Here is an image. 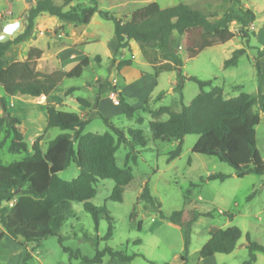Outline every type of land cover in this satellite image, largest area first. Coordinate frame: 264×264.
<instances>
[{
	"label": "rangeland",
	"instance_id": "1",
	"mask_svg": "<svg viewBox=\"0 0 264 264\" xmlns=\"http://www.w3.org/2000/svg\"><path fill=\"white\" fill-rule=\"evenodd\" d=\"M23 0H0V31L7 22L21 20V28L10 39H14L26 27V11L30 6ZM61 5L64 0H53ZM99 11L107 12L117 19L127 21L132 12L144 7L148 3L156 2L161 9L177 5H186L217 20L224 15H237L240 9H249L255 15V21L249 26L248 44L237 36L238 25L235 21L229 23V29L236 34L231 41L218 46L207 48L195 58L189 60L182 67V73L187 76L181 91L175 90L176 75L173 71L161 70L157 67L161 62H150L137 46V53L124 51L126 60L131 66L122 76L113 68L112 57L117 45L114 36V25L99 17L96 13L87 25L71 24L41 14L37 17L36 30L32 29L27 40L11 47L4 56V63L12 60L15 51H19L15 61L23 60L24 51L33 46L50 54L59 50V63L52 65L50 70H70L80 60L87 58L89 64L83 69L80 77L64 79L51 93L54 104H58L62 111L83 114L89 119L84 133L103 134L109 131L99 115L108 118L117 128L122 129L127 138L128 130L140 129L147 143L145 148L135 147V162L128 166L132 170L133 180L124 188L121 202L109 199L114 182L99 180L96 184V195L89 201L91 205L102 209L110 218L112 235L106 239L108 221L104 214L99 215L96 228L91 215L83 210V204L72 203L74 216L67 219L60 227L59 234L63 238L62 244L56 237H49L41 241L38 248L32 244L19 240V244L28 246L31 252L29 264H96L86 263L80 259L70 258L63 248L78 252L81 256L91 259L97 251L106 247L122 251L131 256L129 262L104 257L99 264H203L198 252L209 240L210 234L218 229L236 227L241 232L235 249L228 255L215 254L213 260L206 264H242L248 258L246 250L247 238L264 247V177L250 174L241 179L235 176L233 168L220 162L212 156L192 153V148L198 138L197 135H187L183 138L180 155L168 161L170 154L176 149L178 141H161L152 138L148 123L152 120L147 112L141 110L134 117L127 118L121 112H114L111 108L95 110L98 102L97 83L103 84L108 80H115L118 89L134 108L144 106L151 110L169 107L173 112H180L182 106H187L200 92L198 86L188 80L195 77L203 81H211L213 87L223 90L226 99L238 96L240 93L257 94L261 88L264 94V82L261 87L254 68V58L257 49L264 46V0H96ZM81 3L85 6L89 0H76L68 7ZM35 28V24H34ZM26 38V39H27ZM175 47L180 48L182 40L176 35ZM80 40L75 49L72 45ZM84 43V44H83ZM49 46V48H47ZM238 48H245L246 54L241 57L235 67L224 68L223 63L229 59L232 52ZM75 55L69 57V53ZM119 59V56L115 57ZM160 60V59H159ZM264 73V57L260 60ZM41 71L48 69L47 65L39 66ZM96 78V80H95ZM74 87V92L65 96L67 89ZM210 90L209 87L205 89ZM109 92V91H107ZM105 92L99 100L106 96ZM111 92V91H110ZM0 97L6 104H12L13 110L19 113L24 128V140L30 144L37 133L44 135L41 150L45 152L50 141L62 133L52 128L44 133L46 127L45 108L40 105L26 103L30 97L17 95L7 96L0 87ZM81 98L90 103L86 108L78 104ZM98 100V101H99ZM101 106V104H100ZM260 115V121L255 127V145L260 157L264 160V117L256 107L253 108ZM10 111V110H9ZM2 109L0 106V117ZM138 118L142 122L137 121ZM163 115L159 120H166ZM3 135H0V140ZM33 139V140H32ZM9 141L0 146V163L8 165L21 161L31 154H10ZM131 149L122 144L115 157L118 166H125V158ZM79 169L71 165L57 173L65 181L75 179ZM222 174L224 180H207L209 175ZM147 184L150 196L155 205L164 215L182 209L188 210L197 220L191 225L189 246L184 252V230L162 219L158 210H154L144 201L139 200L143 186ZM206 214V216H205ZM133 215V216H132ZM230 216V217H229ZM138 224H140L138 228ZM138 241V243H136ZM7 248V242L2 241L0 250ZM140 255V256H139ZM185 257V262L180 258ZM8 256L0 253V263ZM255 264H264V254L257 252Z\"/></svg>",
	"mask_w": 264,
	"mask_h": 264
},
{
	"label": "trees",
	"instance_id": "2",
	"mask_svg": "<svg viewBox=\"0 0 264 264\" xmlns=\"http://www.w3.org/2000/svg\"><path fill=\"white\" fill-rule=\"evenodd\" d=\"M76 0H64L56 5L53 0H36L34 5L26 11L25 29L14 39L0 43V87L9 96H27L37 98L47 97L64 79L80 77L84 68L89 64L87 58L82 59L69 71L54 70L50 73H41L36 69L37 61L42 51L31 48L24 60L14 61L5 65L3 57L12 45L26 40L34 28L35 20L41 14L56 17L59 20L87 25L94 14L100 18L112 21L116 48L115 56L121 50H129L130 42H135L142 54L157 67L165 71H173L176 75L175 90L181 91L187 76L182 73V67L189 60L195 58L200 52L213 46L223 45L236 34L229 29V23L235 21L238 25L237 36L248 44L250 36L249 26L255 21V15L249 10L238 11L237 15H224L223 18L211 20V17L186 5H177L161 9L156 2H151L131 13L127 21H122L107 12L99 11L96 0H89L87 6L77 3L65 10ZM264 28V23H263ZM176 34L181 40L179 50L175 47ZM246 54L245 48L234 50L229 59L223 63L224 68L235 67L241 57ZM264 57V46L257 49L254 58V68L261 87L264 82L260 60ZM160 59V60H159ZM130 60H123L116 65L117 70L130 66ZM200 92L187 106H182L180 112H173L169 107H160L151 110L147 102L140 108H134L126 97L108 81L98 83V102L100 95L111 91L117 99L121 113L127 118L134 117L137 111L147 112L152 120L148 126L154 140L178 141L176 149L170 154L168 161L177 158L181 153L183 138L187 135H197L198 138L192 148V153L203 156H212L220 162L233 168L235 176L239 179L250 175L264 177V160L260 157L255 145V127L260 121V115L253 110L254 107L264 117V94L259 88L257 94L240 93L238 96L226 99L220 87H213L211 81L199 80L189 77ZM209 87L210 90L205 89ZM76 88L71 87L64 93L71 94ZM78 104L89 108L90 103L78 98ZM2 116L0 117V146L9 141L10 154H31L21 161L8 165L0 163V240L8 234L13 240H23L38 248L42 240L56 237L62 244L63 238L59 234L60 227L67 219L74 216L72 203L83 204V210L90 214L97 228L99 215L104 214L108 221L106 239L112 235L110 218L102 209L90 204L96 195V184L99 180H112L110 200L121 202L124 188L133 180L132 170L128 166L130 161L135 162V147L145 148L146 139L140 129L128 130L126 133L115 127L108 118H100L109 131L103 134L84 133L89 119H83L73 112H65L50 101L46 104V127L44 133L52 128L62 131L60 135L50 141L45 152L41 150V141L44 135L39 136L28 144L21 133V121L11 116L8 105L0 97ZM167 115L166 120H159ZM139 123L142 122L138 118ZM122 144L130 147L131 152L126 155L125 166L116 163L115 154ZM75 165L79 169L78 176L65 181L57 173ZM225 175L212 174L207 180H224ZM139 200L144 201L154 210H158L160 217L169 223L184 230V252L189 246L191 225L197 220L188 210L182 209L164 215L155 205L150 196L147 184L142 188ZM12 202V205L9 203ZM133 216V215H132ZM206 216V214H205ZM230 217V216H229ZM140 224H138L139 228ZM241 232L236 227L218 229L210 234L207 243L198 252L201 260L213 257L215 254L228 255L235 249ZM138 243V241L136 242ZM246 250L248 258L242 264H255L256 253L264 254V247L247 238ZM69 253L70 258L80 259L86 263H101L104 257L129 262L131 256L122 251L106 247L97 251L91 259L81 256L78 252ZM32 250L25 251L21 264H29ZM140 256V255H139ZM185 262V257L180 258ZM149 264H154L149 262Z\"/></svg>",
	"mask_w": 264,
	"mask_h": 264
},
{
	"label": "crops",
	"instance_id": "3",
	"mask_svg": "<svg viewBox=\"0 0 264 264\" xmlns=\"http://www.w3.org/2000/svg\"><path fill=\"white\" fill-rule=\"evenodd\" d=\"M37 20V19H36ZM36 20H35V22H36ZM8 23H12V22H7V23H5V25L6 24H8ZM38 25H37V23H35V28H33V30H34V32H35V30H36V27H37ZM1 33H2V29H1V31H0V35H1ZM27 40H30V38H27L26 40H24L23 42H25V41H27ZM23 42H21V43H23ZM78 42H80V40H78V41H75L74 43H73V45H72V49H75L78 45H82V43L81 44H77ZM135 42H130V52H132V53H137L136 52V50H137V46L134 44ZM20 44V43H19ZM84 44V43H83ZM16 45H18V44H16ZM12 46H14V45H12ZM11 46V47H12ZM11 47L9 48V50L7 51V52H9L10 51V49H11ZM31 48H36V47H33V46H29L25 51H24V54H23V60L26 58V54H27V52H28V50H30ZM47 48H49V46H47ZM37 49H39V48H37ZM41 50V49H40ZM138 50H139V48H138ZM42 51V54H41V57L39 58V60L37 61V66H36V69L39 71V72H41V73H50V72H52V71H54V70H59V69H54V70H50L51 69V67H52V65H54L55 63H59L63 58H61L60 57V54H61V52L59 51V50H57V51H55V52H52V53H50V54H45L44 52H43V50H41ZM124 51H128V50H121L116 56H119V59H116L115 58V63H114V66H113V68H115L116 70H117V68H116V65L118 64V62H120V61H123V60H126L125 59V57H124ZM7 52H6V54H7ZM5 54V55H6ZM19 54V51H15V53L13 54V56H12V60L10 61V62H8V63H5V65H8V64H10V63H12V62H14L15 61V58H16V56ZM73 55H75L74 54V52H70L69 53V57H72L73 58ZM115 56V57H116ZM4 58V57H3ZM113 58V57H112ZM83 58H80V60H79V62L82 60ZM78 62V63H79ZM77 63V64H78ZM47 65L48 66V69L46 70V71H41V69H40V67L39 66H41V68H42V65ZM131 66V65H130ZM130 66H125V67H122L121 69H119V70H117L118 71V73L120 74V75H122V76H124V75H126V72H127V70L129 69V67ZM71 70V69H70ZM61 71H69V70H61ZM95 80H96V78H95ZM108 82L111 84V85H113V86H115L116 88H117V90L119 91V92H122V90H120V89H118V86H117V82L113 79V80H111V81H109L108 80ZM97 85H98V83H97ZM99 86V85H98ZM108 94L106 95V96H104V97H102L99 101H98V103H97V105H96V108H95V110H98V109H100V108H103V109H105V108H111V110H114V112H121V109H120V106H119V104H118V102H117V99H116V97H115V95H113L112 94V92H107ZM51 95V94H50ZM50 95H48L47 97H45V96H40V97H37V98H31V101H25L26 103H28V102H30V104H37V105H40V106H43L44 108H46V104H47V101H50L51 103H53V101H52V98H51V96ZM70 95V94H69ZM14 97V96H13ZM29 104V103H28ZM54 104V103H53ZM100 104H101V106H100ZM55 105H57L58 107H60L58 104H55ZM142 107V106H141ZM9 112H10V114H11V116H14V117H17V118H19L20 119V114L19 113H17V112H15L14 110H13V106H12V104H10L9 105ZM138 108H140V107H138ZM46 112V111H45ZM81 118H83V114H80L79 115ZM46 118H47V116H46ZM83 119H85V117L83 118ZM21 121V120H20ZM45 130V129H44ZM21 133L23 134L24 133V128H22V121H21ZM39 136H41L40 135V133H37L36 134V136L34 137V140L35 139H37ZM33 140V139H32ZM33 140V141H34ZM33 141H31L30 142V144L33 142ZM9 205H12V202H10L9 203ZM0 231H2V227L0 226ZM2 241H5V242H7V248H5V249H1L0 250V253L1 254H6V256H8L5 260H3V262L2 263H0V264H21V261H22V257H23V255H24V253H25V251H28L29 250V248H28V246L26 245V246H23V245H21V244H19L18 242L19 241H15V240H13L8 234H4V236L2 237V239L0 240V244L2 243ZM211 260H213V257H211V258H208V259H204V260H202L203 261V264H206L207 262H209V261H211Z\"/></svg>",
	"mask_w": 264,
	"mask_h": 264
},
{
	"label": "water",
	"instance_id": "4",
	"mask_svg": "<svg viewBox=\"0 0 264 264\" xmlns=\"http://www.w3.org/2000/svg\"><path fill=\"white\" fill-rule=\"evenodd\" d=\"M23 1L29 5L32 4V0H23ZM21 25H22L21 20H16L12 23H8L4 25L2 28V33L0 35V43H4L10 40V38L14 36L17 33V31L21 28Z\"/></svg>",
	"mask_w": 264,
	"mask_h": 264
},
{
	"label": "built area",
	"instance_id": "5",
	"mask_svg": "<svg viewBox=\"0 0 264 264\" xmlns=\"http://www.w3.org/2000/svg\"><path fill=\"white\" fill-rule=\"evenodd\" d=\"M113 94V93H112ZM114 95V94H113ZM116 97V96H115Z\"/></svg>",
	"mask_w": 264,
	"mask_h": 264
}]
</instances>
